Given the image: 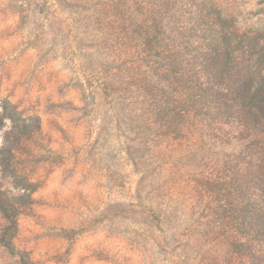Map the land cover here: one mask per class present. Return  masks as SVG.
Here are the masks:
<instances>
[{
	"label": "rangeland",
	"instance_id": "rangeland-1",
	"mask_svg": "<svg viewBox=\"0 0 264 264\" xmlns=\"http://www.w3.org/2000/svg\"><path fill=\"white\" fill-rule=\"evenodd\" d=\"M234 48L230 72L264 70V0H0V100L38 120L23 207L0 172V264H264V123L214 61Z\"/></svg>",
	"mask_w": 264,
	"mask_h": 264
},
{
	"label": "trees",
	"instance_id": "trees-1",
	"mask_svg": "<svg viewBox=\"0 0 264 264\" xmlns=\"http://www.w3.org/2000/svg\"><path fill=\"white\" fill-rule=\"evenodd\" d=\"M234 32H231L229 35ZM215 38L212 39V42L214 43ZM234 51H230L226 53L224 56L221 57L218 56L214 61L222 62L224 65H226L227 74L229 76H233L230 81L227 77V83L233 84L235 82V86H238L237 89H241L240 92L244 94L245 98H249V104L251 105V108L255 109L260 113L261 119L259 120L260 123H264V70L257 71L249 69L247 70L245 75H242V73L239 72H230L231 65H237L239 64L238 59L239 56H234ZM261 56V55H260ZM259 57V55L257 56ZM254 63V61H252ZM230 73V74H229ZM228 87V86H227ZM29 122H38V120L34 119L33 117L30 118H24L23 114L17 111V108L15 105L11 104L7 100H0V130L5 127L6 122H9L11 124V128L7 130L4 133V143L0 149V172L2 176L12 181L14 184L15 189L18 191H22L20 195L14 196L11 194V196H6L5 199L7 201H15L19 202L16 205L19 207H23L22 201L26 199V196L29 194V188H27L26 184H21L20 177L17 176V172L15 170L14 166V143L17 141V138L24 133V131H28V129L31 128V124H28ZM261 126V124H259ZM32 133V132H30ZM3 194V193H2ZM5 195V194H3ZM21 201V202H20ZM3 209V208H2ZM259 216V215H258ZM257 214L253 216V222L256 223L258 219ZM264 218V215H263ZM9 219V218H8ZM11 219V218H10ZM264 226V222H263ZM8 230L13 232L14 235V220L11 219L9 223ZM260 232H264V227ZM11 235V238L9 240H5L3 235H0V243L7 247L11 246L10 239H14V236Z\"/></svg>",
	"mask_w": 264,
	"mask_h": 264
}]
</instances>
